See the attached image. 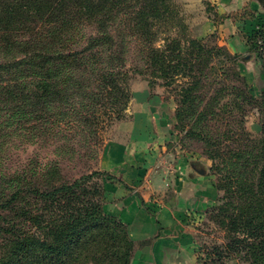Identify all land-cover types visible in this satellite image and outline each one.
<instances>
[{"label": "trees", "instance_id": "1", "mask_svg": "<svg viewBox=\"0 0 264 264\" xmlns=\"http://www.w3.org/2000/svg\"><path fill=\"white\" fill-rule=\"evenodd\" d=\"M257 16L254 12L243 19ZM263 24L255 32L256 42L250 50L258 54L264 71ZM82 25H90L94 31L85 35ZM183 26L173 0H0V40L20 29L39 33L40 39L31 37L35 43L48 42L44 47L19 51L23 54L19 59L12 49H0L4 58L0 83L25 80L22 88L9 86L10 100L16 101L19 93L27 98L32 92L33 100L46 102V106L50 98H63L67 89L58 87L68 83L71 90L76 88V97L85 100L86 109L92 100L96 106L123 111L131 99L130 80L135 73L146 74L126 65L125 55L133 41L153 76L188 78L181 89L179 115L198 112L192 125L196 129L187 134H196L208 145L219 174L216 186L223 195L211 206L213 219L229 230L230 253L238 254L246 264H264V89L254 97L236 67L227 68L229 82L204 83V66L223 52L189 38ZM160 40L163 47L156 45ZM69 43L76 47L64 51ZM81 43L84 45L79 46ZM225 54L232 63L238 61L228 50ZM63 61L67 64L64 70L49 67L51 62ZM49 79L57 83L52 86ZM90 82L95 86H87ZM207 86L206 93L214 94H204ZM246 106L258 108L262 114L257 138L245 127ZM92 114L97 123L102 121L101 113ZM223 126L225 138L221 139ZM96 174L44 190L28 185L31 183L2 189L0 264H130L133 240L127 226L105 211L96 187L90 185ZM2 183L0 178V186ZM28 196H34L37 203L28 204ZM224 253L218 250L216 259L210 260L220 262Z\"/></svg>", "mask_w": 264, "mask_h": 264}, {"label": "rangeland", "instance_id": "2", "mask_svg": "<svg viewBox=\"0 0 264 264\" xmlns=\"http://www.w3.org/2000/svg\"><path fill=\"white\" fill-rule=\"evenodd\" d=\"M10 1L2 0L6 3ZM173 2L178 8L180 20L184 25L183 32L186 36L199 39L209 48H216L223 52L217 54L210 63L204 66V75L206 76L204 83L229 82L231 73L227 68L236 67L250 85L253 96L257 97L264 89L263 62L258 54L250 48L256 42L255 32L261 30L260 25L257 28L250 25L245 28L247 31L243 30L244 27L240 24L234 27L235 33H242L245 36L244 41L248 46V52L244 54L230 50L224 44L226 39H223L222 35L228 31L230 32V29L226 28L228 24L231 25V22L228 21L229 18H233V22L237 24L242 21L244 16H251L254 12L257 14L260 12V15L264 14V7L259 4L260 2L258 0H248V3L239 10H229L230 5L217 4L213 0L194 1L193 4L190 3V0H173ZM201 20L211 23V31L206 36H196L193 30V24ZM259 21L261 22L262 19ZM81 29L85 32V35L94 31V28L90 25H82ZM42 31L45 35L48 34L44 29ZM173 33L177 37L176 29ZM37 34L32 33L30 30L15 29L0 40V49H12L18 57L17 59H19L23 55L19 52L21 50H33L36 46L44 47L48 45L47 41L35 43L31 39L32 36H36L38 39L42 37L39 33ZM25 42L26 45H24ZM21 45L22 47H20ZM82 45L84 43L79 44V46ZM156 45L163 47L164 41L160 40ZM65 47L64 51H69L68 49L76 46L69 43ZM128 50L125 55L126 65L133 70L145 71L146 74L135 73L130 80L131 99L126 106L127 109L123 111L115 112V109L112 108L96 106L92 100L89 102V108L86 109L83 106L85 100L78 98L79 96L76 97L74 93L76 88L71 90L72 88H69L70 84L68 83L61 82L60 86L58 85L61 90L67 89L62 94L63 98L55 97L52 100L50 98L47 106L46 102L37 103L34 101L31 97V91H29L31 94L27 98L25 94L19 93V98L16 101L10 100L9 86H13L14 89H17V86L22 88L26 82L25 80L14 82V84L0 83V178L3 181L0 191L5 187H17L23 183H31L28 185L44 190L55 183L71 182L83 175L97 171L90 185L96 187V193L104 202L106 184L110 181L121 182V178L100 168L102 153L107 144L117 137V134H115L116 127L132 117L130 109H132V101L136 96L135 91L138 85L143 87L144 92L146 90L149 93L147 98H150L149 102H152L151 107L159 108V111L164 114L162 118L159 117L161 122L170 124L167 134L171 139L168 144L169 149L172 151V154L169 153L171 158L167 160L165 168L158 166L151 173L147 184L152 187L157 185L159 176H162V174L165 176V173L171 172L172 167L170 169V166L174 162L173 156L176 155V152L186 153L187 151L197 157L199 164L197 163L196 168L198 170H205L204 168H206L216 186L219 182V174L213 168V159L208 152V145L196 134H187L188 130L196 129L192 125L198 118V112H185L181 117L179 115L180 103L183 100L181 89L186 85L188 78L181 75L175 76L174 79L165 78L164 76L155 77L151 74L149 68L146 70V64L142 61L139 46L134 41L129 44ZM227 50L232 56L236 55L238 60L236 63H232V58L225 54ZM0 61H4L1 54ZM80 63L77 64L80 65ZM66 65L64 61L51 62L49 67L52 70H64ZM77 80L79 84L80 81ZM48 81L52 86L57 83L55 79H49ZM28 85L31 86L29 83ZM87 86L94 87L95 83H87ZM207 90H209V86L205 87L204 94H207ZM212 93L213 91H210L207 96L212 95ZM198 94L200 93H195L197 96ZM83 96L86 97V95ZM33 103L36 105H33ZM246 107L248 111L244 115L245 127L252 134V137L257 138L261 134L262 114L256 107ZM202 108L203 106H201V111ZM94 112L96 115L101 113V122L97 123L94 114H92ZM52 121L56 122L52 123ZM224 127H222L221 139L225 138L224 131L226 129ZM231 142L229 141L227 144L232 145ZM10 183L13 184L9 185ZM126 187L130 191L135 189L130 186ZM222 195L223 192L218 190V197ZM26 201L32 205L37 203L34 196H28ZM193 219L196 221V236L201 254L206 255L208 259H216V251L225 250L222 259L219 260L220 262L239 260L238 254L230 253L227 250V245L231 241L229 230L213 219L211 207L203 217L198 216ZM239 261L246 264L242 260ZM79 264L93 263L83 262Z\"/></svg>", "mask_w": 264, "mask_h": 264}, {"label": "crops", "instance_id": "3", "mask_svg": "<svg viewBox=\"0 0 264 264\" xmlns=\"http://www.w3.org/2000/svg\"><path fill=\"white\" fill-rule=\"evenodd\" d=\"M194 1L202 0H190V3ZM213 1L230 5L229 10H239L248 3V0ZM259 4L264 7V3ZM259 13L258 18L242 19L237 24L229 18L231 25L226 28L230 32L222 38L230 50L248 52L244 34L235 33L234 27L240 24L247 31L245 28L250 25L261 26L264 14ZM193 30L196 36H206L211 23L198 21L193 24ZM135 92L130 109L132 117L116 127L117 137L107 144L100 160V168L121 178V182L106 184L103 205L109 215L120 219L128 228L134 243L130 264H242L238 260L213 262L200 252L193 218L206 214L214 205L218 190L206 168H196L198 159L193 153L177 151L171 172L159 176L157 185L147 184L151 173L158 166L165 168L171 158L168 146L171 139L167 134L170 124L161 122L159 117L164 114L159 108L151 107L149 93L143 87L138 85ZM126 186L135 189L130 191Z\"/></svg>", "mask_w": 264, "mask_h": 264}, {"label": "water", "instance_id": "4", "mask_svg": "<svg viewBox=\"0 0 264 264\" xmlns=\"http://www.w3.org/2000/svg\"><path fill=\"white\" fill-rule=\"evenodd\" d=\"M259 2H261V3H264V0H258Z\"/></svg>", "mask_w": 264, "mask_h": 264}]
</instances>
